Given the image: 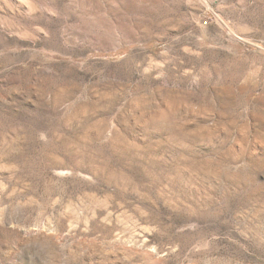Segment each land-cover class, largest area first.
<instances>
[{"label": "rangeland", "instance_id": "obj_1", "mask_svg": "<svg viewBox=\"0 0 264 264\" xmlns=\"http://www.w3.org/2000/svg\"><path fill=\"white\" fill-rule=\"evenodd\" d=\"M0 264H264V0H0Z\"/></svg>", "mask_w": 264, "mask_h": 264}]
</instances>
